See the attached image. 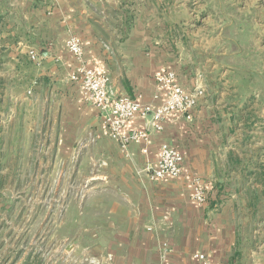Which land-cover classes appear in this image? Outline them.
I'll list each match as a JSON object with an SVG mask.
<instances>
[{"label":"crops","instance_id":"1","mask_svg":"<svg viewBox=\"0 0 264 264\" xmlns=\"http://www.w3.org/2000/svg\"><path fill=\"white\" fill-rule=\"evenodd\" d=\"M18 1L19 9L10 12L12 47L0 49V57L18 69L16 77L26 72L31 89H42L53 150L65 162L76 159L69 175L62 167V186L53 197L56 226L67 233L65 254L82 249L99 258L110 255L111 264H200L194 255L203 253L212 264H245L244 256L258 248L245 247L237 225L240 193L227 188L235 178L227 170L235 166L241 129L227 132L229 118L219 109L226 96L216 95L195 67L194 56L157 10L160 3ZM70 34L80 38L85 64L107 72L117 92L156 108L167 94L155 75L172 70L187 93L201 90L197 106L189 118L169 114L160 131L123 149L109 137L98 109L83 99L80 85L68 79L77 67L65 46ZM31 53L35 58L28 61ZM144 129L148 119L137 116L122 132ZM164 143L181 152V172L153 179L150 171ZM68 177L80 185L74 193L63 186ZM195 179L204 186V204L192 198Z\"/></svg>","mask_w":264,"mask_h":264},{"label":"rangeland","instance_id":"2","mask_svg":"<svg viewBox=\"0 0 264 264\" xmlns=\"http://www.w3.org/2000/svg\"><path fill=\"white\" fill-rule=\"evenodd\" d=\"M152 1L214 93L226 96L219 109L229 118V135L241 129L227 188L240 193L245 247L258 248L244 263L264 264V0ZM18 2L0 0V49L12 47L10 12ZM15 70L0 57V264H90L82 249L65 254L67 233L56 226L57 177L62 167L69 175L76 159L65 162L54 152L42 89H31L26 72L16 77ZM63 186L74 193L80 185L68 177Z\"/></svg>","mask_w":264,"mask_h":264},{"label":"built area","instance_id":"3","mask_svg":"<svg viewBox=\"0 0 264 264\" xmlns=\"http://www.w3.org/2000/svg\"><path fill=\"white\" fill-rule=\"evenodd\" d=\"M65 46L77 61V67L69 74L68 79L80 85L83 99L98 109L109 137L116 140L123 149L131 142L147 140L151 131H160L163 119L171 113L179 112L189 118L191 111L198 104L201 90L187 93L172 70L155 75L158 88L166 91V101L156 108L141 104L136 98L117 92L107 72L96 71L85 64L83 47L77 35L70 34L66 38ZM29 57L34 60L35 53H31ZM137 116L148 119L149 129L123 133V128ZM181 161L182 154L179 150L166 143L162 144L159 148L158 160L150 171V177L153 179L177 177L181 172ZM192 198L200 204L207 201L204 186L198 179L194 180ZM194 257L200 264H212L203 253H196ZM88 261L90 264H111V257L110 255L101 258L91 256Z\"/></svg>","mask_w":264,"mask_h":264}]
</instances>
